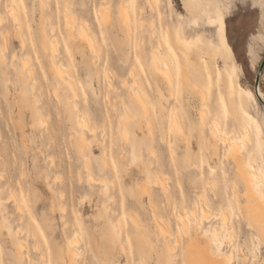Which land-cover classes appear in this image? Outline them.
Masks as SVG:
<instances>
[{"label": "rangeland", "instance_id": "374dc122", "mask_svg": "<svg viewBox=\"0 0 264 264\" xmlns=\"http://www.w3.org/2000/svg\"><path fill=\"white\" fill-rule=\"evenodd\" d=\"M11 4L19 28L8 16ZM120 4L132 14L130 34L119 22ZM258 4L0 0V47L5 49V64L0 62V264H168L166 243L174 246L172 264H183L186 240L179 214L201 242L202 232L209 235L208 229L218 228L217 236L226 237L220 251L234 252L225 264L264 262V243L235 205V193L243 201L242 187L226 158L227 147L211 139L208 130L218 118L222 133L239 138L247 123L264 161V105L254 91L264 58V11L253 7ZM100 9L107 10L105 22ZM67 11L73 16L70 35ZM78 23L86 26L94 50L78 41ZM44 35L54 41L52 58L72 80L75 94L52 73ZM158 42V54L168 49L175 66V89L154 80L146 66ZM23 60L30 72H20ZM131 68L139 76L134 86L142 88L145 111L129 88ZM258 87L264 96V67ZM199 114L205 117L203 125ZM172 115L180 120L185 142L174 141L168 129ZM83 116L95 135L77 125ZM124 116L126 138L119 133ZM76 130L87 137L81 154L74 144ZM244 145L245 156L251 145ZM219 169L225 177L215 175ZM200 195L207 218L201 216ZM225 212L228 224L222 219ZM129 215L144 226L137 234L146 228L153 249L135 232L131 237ZM109 223L120 236L118 243L110 238ZM69 240L78 252L71 260Z\"/></svg>", "mask_w": 264, "mask_h": 264}, {"label": "bare ground", "instance_id": "6f19581e", "mask_svg": "<svg viewBox=\"0 0 264 264\" xmlns=\"http://www.w3.org/2000/svg\"><path fill=\"white\" fill-rule=\"evenodd\" d=\"M149 4H150V8H153V5H151L150 1H149ZM125 7H129V6H127V4H126ZM99 11H100V16L102 18V21L105 22L107 20V12H106L107 10L103 11L100 9ZM8 16L10 17L12 22L15 25H17V27L19 28L20 24H19V20H18V12H17V9H16L14 4L10 5ZM65 16H66L65 27H66V30L68 32V31H71V28H72L71 24L69 22L70 20H68V19L69 18L73 19V16L69 15L68 11L65 12ZM1 18L2 17H0V19ZM2 19L0 21H2ZM118 19H119V22L121 23L122 27L125 29L126 33L130 34L132 32L131 28L133 26V24L131 23L132 14L130 12V9L129 8L125 9L123 7V5L120 4L119 9H118ZM71 21H73V20H71ZM78 24H79V27L76 28L77 29L76 33L78 34L77 35L78 41L81 43L86 42L88 44V47L89 46L91 48L93 47L92 50H94V41L88 35L86 26L83 23H78ZM69 35H70V33H69ZM71 36H72V34H71ZM44 38L50 42V43H48L50 45V47L48 46V48H49L48 55H49V61H50V67L52 69V73L54 75L60 77L61 82L75 94V88H74L72 80L69 77H64V75L67 76V74L64 73L65 70L60 65L56 64L52 58L55 51H56L55 43L52 44L54 41L52 40V42H51V40L48 39V35H44ZM21 39L23 40L22 41V44H23L24 39L23 38H21ZM44 42L46 44L45 40H44ZM169 42L174 44V42L170 39H169ZM157 49L160 50L159 49V42H158V45L156 46V48L151 51L150 59H149L150 61H148L149 63L147 62L148 65H146V66H148L149 74L154 80H160L166 86L167 89H169V90L171 88L175 89L176 88V84H175L176 71L174 68L175 66L171 62L170 58L167 57V53L169 54V50L166 47L167 53L164 55H161V54H158ZM206 54H209V53L206 52ZM189 60H191V59H189ZM197 60H198V57H196V54H194V60L193 61L197 62ZM0 62L5 64V49L3 47H0ZM26 63H27V60H23L22 68L20 70L21 73L30 72V69H28L26 67ZM63 73H64V75H63ZM30 74H28V75H30ZM129 76L133 80L132 83H130V85H129V88L133 92V93L132 92L131 93L134 94L137 103L144 110L147 108V104H146V101L142 95V88L139 85L134 86V84L137 83V79L139 78V76H138V74L135 73L133 68H131L129 70ZM108 82H109L108 85L111 86V83L109 80H108ZM131 90H129V91H131ZM244 93L247 96H250V97L252 96V94L247 90H245ZM255 94L257 96H259L261 98V100L264 102V96L261 93L258 86L256 87V93ZM75 105L76 104L72 105L73 109H76ZM201 111H204V109ZM126 113H127V111H126ZM204 114H206V113H204ZM124 120H125V116H124V119L122 121L124 122ZM204 121H205V117L203 115H200V121H199L200 125L205 124ZM123 122H122L120 129H119V133L122 137L126 138L128 136V128H127V123H126L127 121L124 123ZM76 123L80 127L88 128V130H90L92 132V134L95 135V127L94 126L89 127L88 120L86 117H84V116L78 117L76 119ZM168 129L173 132V135L175 136V137H173V138H175L174 141H184L185 142L186 138L183 135L184 133L182 131V126L180 124V120H179L178 116L172 115L169 117ZM208 130H209V135H210L211 139L215 138L217 141H219L220 144L226 145V147H227L226 158L228 159V161H230L232 163V169H233L232 173L234 175V178L241 184V187H242V195L241 196H242L243 201H240V193L237 192V190L234 188V192H237V193H235L236 194L235 195V205L237 207V210H238L239 214L243 218H245V220H247L248 224L252 225V228L257 233V235L259 236L261 241L264 243V161H263V156H262L260 144L257 141L253 142L251 140L250 128H249L247 123L242 124L239 138L236 135H233V132H231L230 134L222 133L221 121L218 118L214 119L213 124L209 127ZM149 133H151V132H149ZM75 134L77 135L76 142L74 143L75 148H76V152L78 154H81L84 147H85V144L87 143V137L85 136V133L83 131L76 130ZM94 138L95 137H93V139ZM241 143H244L245 144L244 146H248V144L251 145L246 150L245 156L240 150ZM215 147L216 146L214 144L213 145V153L214 154H216V148ZM85 163L87 165V161H85ZM136 163L134 162V164H136ZM86 165H85V167L88 166V165L87 166ZM215 175L217 177L223 178L226 175V171H224L223 169H219V171H217V173H215ZM87 179L90 181H93V179H94V177L92 176V174L89 171L87 174ZM101 181L103 182V187H104L102 190H106L107 189V183H105L104 182L105 180H103V179ZM95 182H97V181H95ZM140 191H142L141 194H143V192L145 193L146 188L141 189ZM11 194L12 193H10L9 196H11ZM12 196L14 199L15 195L12 194ZM14 201H16L18 203V200H14ZM200 201H202L201 205H200L201 216H204L207 218V215L205 216L206 213H205V207L203 204L202 195H200ZM14 204H15V202H14ZM18 206L19 205L17 204V207ZM190 213H192L191 215L196 216L194 209ZM228 215L229 214L226 212L222 214V219L224 220V224H225V222L228 224V222H227ZM129 219H130V225L132 228V230H131V237H132L137 231L142 229L144 226L141 228V225L137 221V218L134 216L129 215ZM179 221L181 222L180 224L182 227H180V228H182V232L184 233L185 240H186L185 244L183 246V249H182V254H183V261L182 262H183V264H225L226 261L231 262L232 258L234 257V252H231L232 250L228 253H223L220 251L221 247L223 245V242H224V238H226V237L224 236V238H222L220 236H217L218 231H219V230L217 231L218 228L216 229L214 227V228L208 229L209 235H206V231L202 232V234L204 235V237H203L204 241L201 242L198 240V238L196 236L197 233H192L190 231L191 226L189 228L190 223H189L188 219H186L182 214H179ZM194 222H195V225H198V227H200L201 220L196 219V221H194ZM157 224L159 225V223H157ZM109 225H110L109 226L110 238L112 239V241L114 243H118V241L120 240V236H119L118 232L116 231V229L111 225V223H109ZM163 231H165V230H163ZM13 235H17V234L13 233ZM137 236L142 238L143 240H145L144 242H147L146 244H148V242H150L148 240L149 235H148L146 228L143 229V232L141 234H139V232H138ZM72 240H74V239H72ZM175 241L178 242V239L176 238ZM21 245H22L21 243L18 244V246H20V248H21ZM71 245H72L71 241L67 242L66 255L69 257L70 260H71V258H73V257L75 258V256L78 255V252L76 250H74L71 247ZM119 245H120V249L123 251L124 245H122V242ZM148 245H149V249H153V245H151V244H148ZM173 247L174 246H172L170 243L165 244V250L167 252L166 257H167L168 264H172L171 261L173 260V258H172L173 254H172L171 250L173 249ZM140 263H143V262H140ZM261 264H264V262H262Z\"/></svg>", "mask_w": 264, "mask_h": 264}, {"label": "water", "instance_id": "95a60500", "mask_svg": "<svg viewBox=\"0 0 264 264\" xmlns=\"http://www.w3.org/2000/svg\"><path fill=\"white\" fill-rule=\"evenodd\" d=\"M263 67H264V58L260 62L259 67L257 69L256 76H255V82H254V91H255V93H256V87L258 86L259 77H260V74H261V72L263 70ZM257 98L259 99V102L264 105V103H262L261 98H259L258 96H257Z\"/></svg>", "mask_w": 264, "mask_h": 264}, {"label": "snow or ice", "instance_id": "6c2138e0", "mask_svg": "<svg viewBox=\"0 0 264 264\" xmlns=\"http://www.w3.org/2000/svg\"><path fill=\"white\" fill-rule=\"evenodd\" d=\"M253 7H259L262 11H264V0H259V4H258V5H253ZM249 95H250V94H249ZM245 115H247V114L245 113ZM249 119H251V118L249 117ZM253 123H255V122H253ZM256 132H257V133H260V132H261V128H260V126H257V127H256ZM261 134L264 135V133H261ZM249 227L251 228L252 225L249 224Z\"/></svg>", "mask_w": 264, "mask_h": 264}]
</instances>
